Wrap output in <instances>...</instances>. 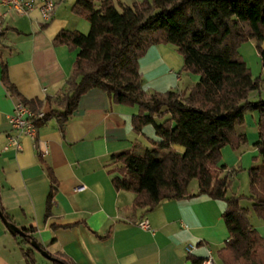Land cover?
Segmentation results:
<instances>
[{
  "label": "crops",
  "instance_id": "1",
  "mask_svg": "<svg viewBox=\"0 0 264 264\" xmlns=\"http://www.w3.org/2000/svg\"><path fill=\"white\" fill-rule=\"evenodd\" d=\"M53 1L55 13L49 23H44L37 11L27 16L7 13L0 35L2 208L16 227L33 228L35 238L49 254L70 264H190L188 254L214 262L229 237L222 219L226 207L223 202L198 197L164 200L152 210L134 208L135 194L116 191L112 185V180L120 176L110 171L120 164H114L111 156L133 148L139 150L142 142L147 147L146 139L156 140L149 126L139 134L134 132L132 118L138 114L137 107L115 105L104 92L92 89L80 98L76 111L64 125V134L52 119L36 127L34 137L19 138L20 152L12 149L9 138L15 133L7 118L20 100L3 87L1 64L6 66L8 80L20 97L40 103L38 113L60 111L78 50L55 46L53 40L62 31H89V24L71 12L76 0ZM141 1L114 3L119 8ZM176 53L171 45L153 46L140 59L139 69L157 64L156 75L182 73L178 84L183 78L188 83L183 89L179 85L177 88L188 90L199 77L182 72L183 59ZM258 122L257 112L247 114V142L237 148L221 149V177L237 179L242 170L252 165L250 159H259L260 164L254 146ZM171 150L183 153L180 146L174 145ZM48 171L56 181L50 202ZM142 222L147 223V228L139 226ZM34 257L36 264H49L37 252ZM0 264H26L19 240L9 233L1 218Z\"/></svg>",
  "mask_w": 264,
  "mask_h": 264
},
{
  "label": "trees",
  "instance_id": "2",
  "mask_svg": "<svg viewBox=\"0 0 264 264\" xmlns=\"http://www.w3.org/2000/svg\"><path fill=\"white\" fill-rule=\"evenodd\" d=\"M71 12L89 24V31H62L54 38L55 46L78 53L61 110H50L36 126L55 119L64 134L80 98L92 89L104 92L115 105L137 107L134 132L151 126L156 140L150 141V148L111 156L114 164H120L110 171L120 176L112 180L114 189L135 194L133 207L148 210L164 200L206 197L223 202L222 219L229 237L217 252L218 259L222 264H264V238L250 225L248 210L240 204L243 199L251 202L254 214L264 222V81L252 76L238 53L241 45L253 41L264 71V0H142L119 8L114 0H76ZM160 45L177 49L182 72L198 76L196 84L185 91L145 94L139 61L149 48ZM1 83L10 96L39 112L40 103L22 99L10 84L4 64ZM253 112L259 114L254 146L261 162L248 170L250 196L227 197L228 179L221 177L219 165L221 149L247 142L245 116ZM174 145L182 147L183 153L171 150ZM48 177L50 202L56 181L51 171ZM193 180L198 191L189 194ZM0 214L15 226L1 204ZM19 230L23 237L13 236L26 264H36L34 252L45 254L49 264H70L49 254L33 228ZM187 261L202 264L205 259L188 254Z\"/></svg>",
  "mask_w": 264,
  "mask_h": 264
},
{
  "label": "rangeland",
  "instance_id": "3",
  "mask_svg": "<svg viewBox=\"0 0 264 264\" xmlns=\"http://www.w3.org/2000/svg\"><path fill=\"white\" fill-rule=\"evenodd\" d=\"M238 53L243 58L246 66L251 71L252 76L254 78L260 77L264 81V71L261 67V62L258 57L256 46L253 41H249L247 43H244L241 45V47L238 49ZM177 56L178 53H176ZM180 57V56H179ZM182 59V57H181ZM141 73L145 75V82L142 85V90L145 92L146 95L152 94L156 91L158 92H166V91H177V85H179L180 89H183L184 86L188 83L186 78H183L181 83L178 84L177 79L182 77V73L178 74L175 72H167L166 74L156 75L155 72L157 71V64L152 65L151 67L143 66L141 67ZM186 75V74H185ZM251 95V98L254 99L256 92ZM262 96L264 99V84L262 87ZM158 121V120H156ZM147 127V126H146ZM152 127L149 126V130L152 133ZM154 134V133H153ZM155 137V136H154ZM147 144L150 148V141H153L151 139H146ZM144 142L141 143L140 150L145 148ZM258 157V153H257ZM221 161V160H220ZM220 164V163H219ZM250 164H252L249 167H246L244 170H242L239 173L238 178L236 179H228V188L226 191V195L228 197L231 196H238V197H249L250 196V190H249V178H248V169L252 166L259 164V159H250ZM233 184V185H232ZM232 185V186H231ZM188 190L194 191L196 193L197 190V182L196 180H193L190 182L188 186ZM241 207L248 210V220L250 225L258 232V234L264 238V222L260 220L253 212L251 208V202H249L246 199H243L241 201ZM215 264H221L218 261V258L214 260Z\"/></svg>",
  "mask_w": 264,
  "mask_h": 264
},
{
  "label": "built area",
  "instance_id": "4",
  "mask_svg": "<svg viewBox=\"0 0 264 264\" xmlns=\"http://www.w3.org/2000/svg\"><path fill=\"white\" fill-rule=\"evenodd\" d=\"M37 11L44 23H49L55 13V3L53 0H0V35L4 31V20L7 13L15 15H29ZM44 113H35L22 102H17L11 114L7 118V124L14 137L9 138V143L15 152H20L19 138L34 137L36 132V122L44 117ZM7 149V148H5ZM77 191H81L78 188ZM141 228H147V223L139 224ZM202 264H215L211 258L205 259Z\"/></svg>",
  "mask_w": 264,
  "mask_h": 264
},
{
  "label": "water",
  "instance_id": "5",
  "mask_svg": "<svg viewBox=\"0 0 264 264\" xmlns=\"http://www.w3.org/2000/svg\"><path fill=\"white\" fill-rule=\"evenodd\" d=\"M0 218L2 220V222L4 223L5 227L7 228V230L9 231V233L11 235H18L19 237H23V234L22 232L17 228L15 227L14 225L8 223L0 214ZM32 248L34 249H37L36 245L35 244H31ZM42 257H46L45 254L43 253H39ZM46 259V258H45Z\"/></svg>",
  "mask_w": 264,
  "mask_h": 264
}]
</instances>
